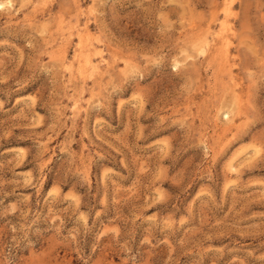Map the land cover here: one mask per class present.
<instances>
[{"label": "rangeland", "instance_id": "374dc122", "mask_svg": "<svg viewBox=\"0 0 264 264\" xmlns=\"http://www.w3.org/2000/svg\"><path fill=\"white\" fill-rule=\"evenodd\" d=\"M0 264H264V0H0Z\"/></svg>", "mask_w": 264, "mask_h": 264}, {"label": "bare ground", "instance_id": "6f19581e", "mask_svg": "<svg viewBox=\"0 0 264 264\" xmlns=\"http://www.w3.org/2000/svg\"><path fill=\"white\" fill-rule=\"evenodd\" d=\"M223 23H224V22H223ZM85 25H86V24H85ZM85 25H84V26H85ZM223 25H224V24H223ZM220 26H221V25H220ZM222 28H225V26H222ZM222 28H221V29H222ZM79 29H80V28H79ZM85 29H86V28H85ZM227 29H228V28H227ZM86 30H87V29H86ZM86 30H85V31H86ZM222 31H224V30H222ZM222 31L218 32L217 34H218L219 37H218V36H216V37L222 39L224 42L227 43V41H228V37H229V36L227 35L226 31H225V33H226L225 36H224V34H221ZM227 31H228V30H227ZM232 31H233V30H232ZM82 32H84V29H83ZM82 32H80V33H82ZM87 32H88V31H87ZM226 35H227V36H226ZM83 36H84V35H83ZM212 36H213V35H212ZM229 38H230V37H229ZM220 39H219V40H220ZM82 40H83V39H82ZM87 40H88V39H87ZM87 40H86V41H87ZM222 40H221V43L223 42ZM88 41H89V40H88ZM92 42H93V41H92ZM85 43H87V42H85ZM216 43H217V42H216ZM80 44H81V43H80ZM80 44H79V45H80ZM87 44H88V43H87ZM91 44H92V43H91ZM217 44H218V43H217ZM92 45H93V44H92ZM87 46H88V45H87ZM90 46H91V45H90ZM223 46H224V45H223ZM223 46H222V47H223ZM91 47H92V46H91ZM98 47H99V46H98ZM76 48H77V47H76ZM96 48H97V47H96ZM96 48H94V51H95ZM223 48H224V47H223ZM78 49H80V48H78ZM226 49H227V48H226ZM82 50H83V48H82ZM87 50H88V49H86V52H87ZM224 50H225V48H224ZM92 51H93V50H92ZM92 51H90V53H91ZM101 51H102V50H101ZM79 52H80V50H79ZM84 52H85V51H84ZM88 52H89V51H88ZM201 52L203 53L202 50H201ZM225 52H226V51H225ZM74 53H75V52H74ZM80 53H81V52H80ZM80 53H78V54H80ZM92 53H93V52H92ZM99 53H100V52H99ZM83 54H84V53H83ZM76 55H77V53H76ZM85 55H86V54H85ZM85 55H83V56H85ZM89 55H90V54H89ZM91 55H92V54H91ZM93 55H95V53H94ZM73 57H74V54H73V56H72V59H73ZM87 57H88V56H86V58H87ZM90 57H91V56H90ZM93 57H94V56H93ZM81 58H84V57H82V55H81ZM103 58H104V57H103ZM72 59H71V60H72ZM77 59H78V55H77ZM88 59H89V58H88ZM66 60H67V59H66ZM82 60H83V59H81V61H82ZM90 60H91V59H90ZM76 61H77V60H76ZM79 61H80V60H79ZM70 62H72V61H70ZM96 62H97V61H96ZM83 63H84V62H83ZM98 63H99V62H98ZM98 63H97V64H98ZM103 63H104V62H103ZM67 64L69 65V64H71V63H67ZM85 64H86V63H85ZM91 64H92V63H91ZM93 64H94V63H93ZM105 64H106V63H105ZM86 65H87V64H86ZM69 66H71V65H69ZM69 66H68V69H69ZM93 66H94V65H93ZM75 67L77 68V65H75ZM88 67L91 68L90 66H88ZM72 68H73V66H71V69H72ZM79 68H80V67H79V65H78V70H79ZM93 68H94V67H93ZM71 69H70V70H71ZM87 70H88V68H87ZM75 71H76V70H75ZM75 71H74V72H75ZM79 71H80V70H79ZM85 71H86V70H85ZM89 71H90V70H89ZM89 71H88V72H89ZM71 72H72V71H71ZM71 72H70V74H72ZM82 72H83V71H82ZM79 73H80V72H78V74H79ZM85 73H86V72H85ZM97 73H98V72H97ZM99 73H100V72H99ZM99 73H98V74H99ZM102 73H103V72H102ZM234 83H236V82H234ZM232 84H233V83H232ZM236 84H237V83H236ZM236 84H234V86H235ZM236 87H237V85H236ZM233 92H234V91H233Z\"/></svg>", "mask_w": 264, "mask_h": 264}]
</instances>
